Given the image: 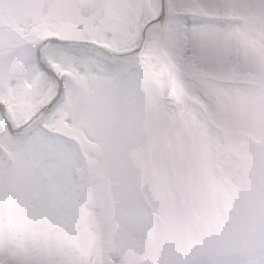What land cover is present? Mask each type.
<instances>
[{
	"label": "snow or ice",
	"instance_id": "6c2138e0",
	"mask_svg": "<svg viewBox=\"0 0 264 264\" xmlns=\"http://www.w3.org/2000/svg\"><path fill=\"white\" fill-rule=\"evenodd\" d=\"M0 264H264V0H0Z\"/></svg>",
	"mask_w": 264,
	"mask_h": 264
}]
</instances>
